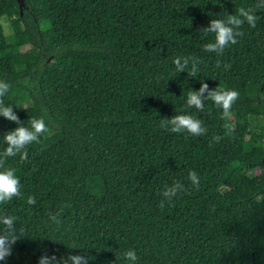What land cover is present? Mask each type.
<instances>
[{"label": "trees", "instance_id": "obj_1", "mask_svg": "<svg viewBox=\"0 0 264 264\" xmlns=\"http://www.w3.org/2000/svg\"><path fill=\"white\" fill-rule=\"evenodd\" d=\"M256 3L24 0L20 14L16 0H0L13 33L0 27V80L11 85L4 103L21 122L43 116L51 130L23 163L7 159L23 198L0 214L16 216L25 237L0 264H38L45 251L127 264L128 249L138 264H264V8L220 56L202 50L214 34L199 32ZM192 55L202 61L197 76L177 74L173 60ZM202 80L239 91L231 119L211 101L203 112L186 109ZM176 114L201 119L208 132L160 127ZM16 127L0 117V151ZM174 181L186 191L161 210L160 193ZM61 209L56 226L48 216Z\"/></svg>", "mask_w": 264, "mask_h": 264}, {"label": "clouds", "instance_id": "obj_2", "mask_svg": "<svg viewBox=\"0 0 264 264\" xmlns=\"http://www.w3.org/2000/svg\"><path fill=\"white\" fill-rule=\"evenodd\" d=\"M259 8H264V0H257L255 7H240L237 14H226L224 19H211L208 26L202 27L199 32L214 34V41L206 43L202 50L205 53H215L220 56L230 45L237 44L238 38L244 35L241 29L245 24L255 28L257 23L255 13ZM0 26L3 27L5 36L13 35L6 19H0ZM201 62L195 55L178 56L173 60L175 72L177 74L186 72L189 77L197 76ZM216 66L217 68L221 66L220 60H217ZM223 67L227 70L230 65L224 64ZM10 88L11 85L8 82L0 80V117L17 125L14 130L3 134L2 140L7 146L0 151V205L11 202L14 198H23L21 182L16 175L17 169L6 167L7 159L19 156L20 162L23 163L28 159L29 146L40 143V137L51 131L43 116L30 118L27 123L20 121L13 110L14 107L4 103L3 98L8 94ZM239 97L240 93L237 90L224 89L218 86L215 89H209L208 84L202 80L199 90L189 89L187 91L186 109L194 108L199 112H203L205 111V102L211 101L213 105L222 110L223 119H231L233 105ZM160 127L171 133H187L194 137L203 136L208 132L204 121L192 114H176L171 118H162ZM221 139L223 137L214 136L213 142L219 143ZM187 179L194 189L199 188L200 177L196 171H189ZM185 191V185L179 181H174L171 185L166 184L163 192L160 193L162 196L159 204L161 210H163L166 203L171 205L174 198ZM36 203L37 201L33 196L29 195L27 197V205L35 206ZM62 211L61 209L55 213H49V221L56 226H60L62 224ZM16 221V216L0 214V225L3 226L0 228V261H6L12 255L13 246L25 237V228H17ZM123 258L127 261V264H138L139 257L133 249L126 250L123 253ZM89 261L90 259L86 254H69L58 259L56 255H48L45 251L39 257L38 264H89Z\"/></svg>", "mask_w": 264, "mask_h": 264}, {"label": "water", "instance_id": "obj_3", "mask_svg": "<svg viewBox=\"0 0 264 264\" xmlns=\"http://www.w3.org/2000/svg\"><path fill=\"white\" fill-rule=\"evenodd\" d=\"M16 1L18 3V8H19L20 14H22L23 8H26V5L24 4V0H16ZM262 163H264V157L262 159Z\"/></svg>", "mask_w": 264, "mask_h": 264}, {"label": "rangeland", "instance_id": "obj_4", "mask_svg": "<svg viewBox=\"0 0 264 264\" xmlns=\"http://www.w3.org/2000/svg\"><path fill=\"white\" fill-rule=\"evenodd\" d=\"M1 19H6V18H1ZM6 22L9 24V20H8V19H6ZM0 27L3 29L2 26H0ZM9 29H10V31H11L10 24H9ZM3 32H4V29H3ZM11 32H12V31H11ZM6 37H11V35H10V36H6ZM253 125H254V122L252 121V129H253Z\"/></svg>", "mask_w": 264, "mask_h": 264}]
</instances>
